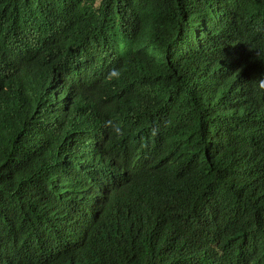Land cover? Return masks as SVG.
I'll use <instances>...</instances> for the list:
<instances>
[{
  "label": "trees",
  "instance_id": "obj_1",
  "mask_svg": "<svg viewBox=\"0 0 264 264\" xmlns=\"http://www.w3.org/2000/svg\"><path fill=\"white\" fill-rule=\"evenodd\" d=\"M261 75L264 0H0V264H264Z\"/></svg>",
  "mask_w": 264,
  "mask_h": 264
},
{
  "label": "clouds",
  "instance_id": "obj_2",
  "mask_svg": "<svg viewBox=\"0 0 264 264\" xmlns=\"http://www.w3.org/2000/svg\"><path fill=\"white\" fill-rule=\"evenodd\" d=\"M122 70H112L106 77L108 81L119 80ZM251 94L257 99H264V75L258 76L249 81ZM105 127L109 130V134L116 138L122 137L124 133L123 125L113 119L105 122Z\"/></svg>",
  "mask_w": 264,
  "mask_h": 264
}]
</instances>
